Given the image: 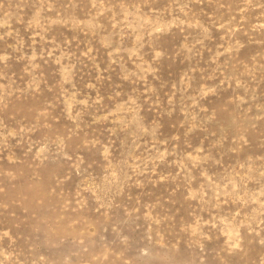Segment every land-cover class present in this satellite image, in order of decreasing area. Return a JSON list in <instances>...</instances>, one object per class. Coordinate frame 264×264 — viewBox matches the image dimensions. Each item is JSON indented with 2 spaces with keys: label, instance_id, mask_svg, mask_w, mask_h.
I'll list each match as a JSON object with an SVG mask.
<instances>
[{
  "label": "rangeland",
  "instance_id": "1",
  "mask_svg": "<svg viewBox=\"0 0 264 264\" xmlns=\"http://www.w3.org/2000/svg\"><path fill=\"white\" fill-rule=\"evenodd\" d=\"M0 264H264V0H0Z\"/></svg>",
  "mask_w": 264,
  "mask_h": 264
}]
</instances>
